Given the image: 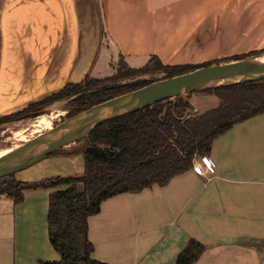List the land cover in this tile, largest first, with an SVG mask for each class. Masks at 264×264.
I'll list each match as a JSON object with an SVG mask.
<instances>
[{"label":"crops","instance_id":"obj_1","mask_svg":"<svg viewBox=\"0 0 264 264\" xmlns=\"http://www.w3.org/2000/svg\"><path fill=\"white\" fill-rule=\"evenodd\" d=\"M6 1L0 0L3 116L90 76L100 49L128 65L146 64L152 57L165 65H200L264 48V0H34L46 5L36 16L48 17L36 27L22 6L8 8ZM43 91L44 97L13 109L16 100ZM189 99L196 113L209 110L193 93ZM211 150L196 159L208 169L205 174L193 167L163 186L103 201L101 211L89 218L93 256L109 264H177L196 239L206 249L195 264H264V114L235 124ZM58 153H52L55 166L83 162L84 171L83 153ZM43 189L50 201L55 188L26 190L19 203L0 194V210L14 214L18 231L22 206ZM40 260L35 250L22 247L16 264Z\"/></svg>","mask_w":264,"mask_h":264},{"label":"trees","instance_id":"obj_2","mask_svg":"<svg viewBox=\"0 0 264 264\" xmlns=\"http://www.w3.org/2000/svg\"><path fill=\"white\" fill-rule=\"evenodd\" d=\"M257 52L262 51L235 58L242 59ZM122 61V68L112 76H88L81 82L67 83L57 93L23 110L1 116L0 124L12 122L29 112L41 111L62 99H68L70 111L67 116H72L156 80H127L130 76L162 72L161 78H167L213 63L165 65L160 58L152 57L142 68H133ZM211 89L220 98V103L201 113L184 116L191 103L177 96L97 126L85 138L83 146L65 151L66 154H84L82 175L0 182V194L12 195L17 203L23 201L26 190L66 186L51 193L48 213L50 240L61 258L40 261L41 264H109L93 256L95 245L88 236L89 218L101 211L103 201L155 184H167L173 177L192 169L197 158L207 157L214 140L235 124L264 114V79ZM205 249L203 242L191 239L180 253L177 264H195Z\"/></svg>","mask_w":264,"mask_h":264},{"label":"rangeland","instance_id":"obj_3","mask_svg":"<svg viewBox=\"0 0 264 264\" xmlns=\"http://www.w3.org/2000/svg\"><path fill=\"white\" fill-rule=\"evenodd\" d=\"M7 7H23L24 11L31 16L30 17V25H34L36 27L38 20L42 21L44 19H48L46 16H36V14L41 12V10L46 9V5H43L41 1H35L34 0H27L26 2H21L20 0H7ZM25 3V5H23ZM37 11V12H36ZM45 26L48 25V22L45 21L43 23ZM31 35H34V39H36L37 34L32 33ZM47 35V33H46ZM33 39V40H34ZM31 42V46H32ZM101 52H99L98 57L95 60V65L92 69V72L90 74V77L92 78H107L108 76H112L113 74L118 72V69H121L123 66L122 59L116 60L114 57L109 55L108 50H104L106 54H104L103 50L100 49ZM32 52L34 49H31ZM113 53V51H112ZM113 58V59H112ZM145 63H139L137 65L136 63L129 62V65L126 62L127 66L133 67V68H142V66ZM163 76V73H145L142 76H130L127 78V80H135V79H149V80H159ZM65 81V80H64ZM62 82L57 83L58 86L61 85ZM64 83V82H63ZM40 88V83L37 84ZM43 87V86H42ZM48 91H52L51 88H49ZM35 92V91H34ZM39 93V91H37ZM46 93V91L40 92V95L35 94H27L24 99L20 102L19 100L15 101L16 106L13 108L17 110V107H23L25 103L29 100H35L40 97H44L43 94ZM193 97L196 98L201 107L209 108L216 106L220 102V98H218L216 92L214 90H205V91H197L193 93ZM68 99H62L58 100V102H54L49 106H46L43 108V113H53L58 114V117L54 120V126L57 125L59 122L63 121L68 116L69 107H68ZM216 104V105H215ZM42 109V108H41ZM61 111V112H60ZM1 113V112H0ZM10 114V113H8ZM40 114V115H41ZM3 116V114H0V117ZM38 116H31L24 118L23 120H20V118L13 120L12 122H8L7 124H0V151L8 150L10 148H13L15 146L20 145L21 141H18L16 138H13V131L16 129H19L20 127L24 126L27 123H30L31 120H34ZM24 124V125H23ZM86 143L85 139H82L80 141H77L76 143L67 145L65 147L60 148L59 153L56 154L59 156L63 155V151L65 152L66 149H72L76 146H83ZM94 144V143H93ZM93 144H91L93 146ZM100 147H105L104 145H97ZM53 154H49L45 158L42 159V161L33 164L30 167L25 168L24 170L17 171L11 175H8V177H3L0 179V182L7 181L8 179H14L17 181H41L44 178H50V177H57L60 175H67V176H77L83 174V162H78L77 166L72 164H69L68 161H63L62 164H59L55 166L52 160ZM60 188H66V186H60L57 189H53L52 192H55L56 190ZM79 188H81V184H79ZM49 190L43 189L40 191V197L30 198L26 204L22 207L23 208V214L22 217L24 219L23 222L20 223L19 231L18 224L16 223V219L14 217V214L12 215H6L3 213L2 210H0V264H16V258L17 256H22V247L26 250L33 249L37 253L42 260H59L60 253L53 248V244L50 240L49 236V230L50 225L48 223V213H49V201L47 200L46 194ZM33 193V192H32ZM45 200V201H44ZM46 202V206H44ZM18 207V206H17ZM21 207H18V212H21ZM19 219V218H18ZM22 238V241H21ZM25 241V243H24ZM29 246V247H28ZM16 257V258H15ZM19 260V259H18ZM38 262V264H41V262Z\"/></svg>","mask_w":264,"mask_h":264},{"label":"water","instance_id":"obj_4","mask_svg":"<svg viewBox=\"0 0 264 264\" xmlns=\"http://www.w3.org/2000/svg\"><path fill=\"white\" fill-rule=\"evenodd\" d=\"M263 55L264 50L247 55L242 59L228 60L227 62L217 61L173 77L160 78L142 88L109 98V100L75 113V115L68 116L53 128L42 131L1 154L0 178L24 170L60 148L87 138L97 126L126 115V113L138 111L177 96H182L190 102L189 95L197 91L263 80ZM191 106L184 116L194 115L197 112ZM43 111L42 109L26 113L20 117V120L31 116H40Z\"/></svg>","mask_w":264,"mask_h":264},{"label":"bare ground","instance_id":"obj_5","mask_svg":"<svg viewBox=\"0 0 264 264\" xmlns=\"http://www.w3.org/2000/svg\"><path fill=\"white\" fill-rule=\"evenodd\" d=\"M264 60V55L262 56ZM61 112V111H60ZM58 114L53 113H44L40 116L36 117L34 120H31L30 123L23 124L24 126L20 127L19 129L14 130L13 138H16L18 141L24 142L37 134H40L42 131L51 129L54 127V119L58 117ZM16 147V146H15ZM8 152V150L0 151V155Z\"/></svg>","mask_w":264,"mask_h":264},{"label":"built area","instance_id":"obj_6","mask_svg":"<svg viewBox=\"0 0 264 264\" xmlns=\"http://www.w3.org/2000/svg\"><path fill=\"white\" fill-rule=\"evenodd\" d=\"M208 168L209 167H212V162H211V160H208ZM194 170L196 171V172H198L199 174H205V173H207L208 172V169L200 162V161H196L195 162V164H194Z\"/></svg>","mask_w":264,"mask_h":264}]
</instances>
